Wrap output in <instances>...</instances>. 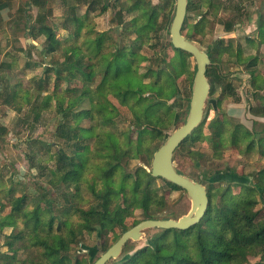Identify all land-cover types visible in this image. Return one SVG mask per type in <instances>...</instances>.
I'll return each mask as SVG.
<instances>
[{
    "label": "trees",
    "instance_id": "trees-1",
    "mask_svg": "<svg viewBox=\"0 0 264 264\" xmlns=\"http://www.w3.org/2000/svg\"><path fill=\"white\" fill-rule=\"evenodd\" d=\"M174 4L175 0L157 5L148 0H25L18 8L21 15L14 26L17 39H44L41 51L30 45L19 48V55L28 56V50H32L53 60L44 67L35 93L31 85L15 78L18 56L5 54L11 60L0 63V107H7L16 115L26 108L29 112L21 122L29 123L33 129L45 114L53 111L54 142H37L31 136L24 141L29 147L38 144L27 156L34 161L35 177L45 182V187L33 182L35 194L22 191L12 196L14 190L5 189L0 177V264H92L94 261L76 252L85 233L101 239L102 243L96 245L104 253L125 231L144 220L174 219L163 214L166 199L162 191L183 190L161 178H153L150 163L149 170L143 166L128 169L130 160L144 157L150 161L152 148L157 150L166 138L164 131L180 118L182 111L184 115L188 111L195 73L192 56L174 49L170 42L155 50L159 34L169 29ZM204 6L213 12L222 8L213 0H188L187 15ZM5 7L0 2V10ZM109 7H119L113 20L121 26L118 36L113 30L96 32L94 24L87 23L88 14L100 15ZM34 8L38 12L32 19L29 14ZM81 8L84 12L79 14ZM54 9L60 12V27L48 24ZM125 16L132 17L126 21ZM206 23L203 15L187 26L185 20L184 36L194 40L197 35H204ZM223 26L225 32H230L236 24L225 22ZM132 34L131 48L121 45V40ZM256 39L257 48L264 46V20L258 22ZM246 42L255 43L252 38ZM145 45L154 49L155 68L150 70L154 81L150 83H145L138 74L139 62L146 59L140 54ZM167 48L173 51L172 58L177 59L175 65L166 61L163 51ZM215 50L219 56L241 55L239 46L234 49L225 40L217 41ZM58 52L61 62L54 59ZM208 57L209 97L219 88L216 100L219 109L221 100L235 96V89L214 64L217 58L210 50ZM246 59L245 71L250 76L253 94L264 96V78L257 70L258 65L264 64V58L256 53ZM33 67L26 62L20 73ZM98 73L100 81L95 85ZM181 75L187 83L182 96L175 85ZM109 96L131 114L124 131L100 130L101 124L114 126V118L119 116ZM233 101L238 102L239 98ZM85 103L88 108H82ZM6 134V127L0 124V138ZM197 142L208 145L211 155L195 149ZM244 144L245 151L256 147L264 157V130L252 131L239 123L232 125L224 112L208 121L205 113L201 124L174 151L184 150L198 168L204 167L208 159H220L228 146L240 150ZM47 156L49 161L45 162ZM216 171L240 178V182H232L239 186V191L232 193L229 183L223 184L225 188L207 187L208 207L197 224L182 231L161 230L147 245L123 260L110 263L246 264L248 257L259 256L257 264H262L264 220L260 219V212L264 209V165L253 174H239L227 167ZM201 176L207 179L205 172ZM83 183L89 200L75 196ZM86 202L87 208L82 207ZM7 206L9 212L4 215ZM135 211L140 212V218L127 225L126 220ZM3 247L5 251L1 250Z\"/></svg>",
    "mask_w": 264,
    "mask_h": 264
},
{
    "label": "rangeland",
    "instance_id": "rangeland-1",
    "mask_svg": "<svg viewBox=\"0 0 264 264\" xmlns=\"http://www.w3.org/2000/svg\"><path fill=\"white\" fill-rule=\"evenodd\" d=\"M25 0H0V2L7 5L6 8L0 10V46L2 50V54L0 56L1 62H9L11 59L5 54H16L18 56L17 61V72L18 80H22L24 84L31 85L33 92L36 93L37 82L40 77L44 76L43 69L46 65L51 64V57H41L36 52L32 50H28V56H20L19 48H26L27 46H40L42 50L44 39L40 38L35 41L27 44L25 42V38L21 37L17 39L14 26L17 22V17L21 15L18 12V8L24 3ZM153 5L162 4L164 0H148ZM202 0H194V2H200ZM216 4H219L222 8L217 12L207 11V7L204 6L202 9L188 14L186 18V26L194 23L199 20V17L203 15L205 20H207L205 26L204 35H197L195 37L194 42H196L200 47L206 49L207 51H211L213 53L214 58H217L215 61V65L220 68L222 73L227 76L228 80L232 83L233 88L235 89V96L227 99H223L220 102V107L217 109L216 100L220 96V90H218L212 95L208 97L206 102L204 115L207 113V120H213L216 118L220 112H224L226 116L229 118L231 124H242L245 128L252 131H261L264 130V96L254 95L252 87L250 86V76L245 71V66L247 60L246 58L254 56L256 53L259 54L260 57L264 58V46L256 47L258 43L256 39L258 22L260 20H264V0H213ZM199 4V3H198ZM119 7L113 9L109 7L108 11L103 14L90 13L87 17V23H92L94 30L97 31H108L113 30L116 36L119 35L121 26H117L114 24L113 20L115 19V13L118 11ZM38 10L36 8L32 9L30 12V16L32 19L36 17ZM84 12V8L79 9V14ZM209 12L204 15V13ZM197 15V16H196ZM132 16H125L124 19L127 21ZM61 16L58 9H54L53 13L49 15L48 24L56 25L60 27L61 24ZM225 22H233L236 26L231 29L230 32H225L223 23ZM169 29L163 30L159 34V41L155 50H160L161 47L168 42H170ZM64 36L65 33L61 32ZM133 34L132 37L123 38L121 41V45L131 48L133 44ZM247 38H252L255 43L247 44ZM219 40L230 41L234 49L238 46L241 50V55L234 57L229 56L226 53L222 55H218L216 52V42ZM153 43V42H152ZM38 50V49H37ZM38 50V51H41ZM219 50V49H218ZM153 52L149 45L143 46L140 51V54L144 55L145 60L139 62V70L138 74L144 78L145 83H150L154 81V75L150 73L152 68H155L153 65ZM166 61L172 65L177 63L176 58H172L173 51L170 48H167L166 51H163ZM20 56V57H19ZM172 58V59H171ZM54 59L61 62L63 59L60 56V52L55 56ZM192 59V64H195ZM26 62H30L33 64V68H29L24 70L23 73H20ZM258 74H260L264 78V64L258 65ZM5 75L8 74L7 71L4 72ZM100 73L97 74L95 78V85L100 81ZM16 80L13 79L12 83H15ZM175 85L177 86L179 95L182 96L184 93V89L187 87V83L185 81V77L181 75L176 78ZM239 98L238 102H234L233 98ZM110 102L119 110V116L114 118V126L112 125H103L101 124L100 130L105 132H114L115 130L121 132L124 131L127 125L129 124V120L131 119V114L127 108L119 105L116 99L112 96L108 97ZM174 100L169 101V105L172 104ZM210 106V109H208ZM82 108H88V104H83ZM1 116H0V124L6 127L7 134L0 138V177L5 185V189L12 188L14 193L12 196H17L23 192L35 194L37 189L34 185V181L38 182V186L45 187V182L43 179H37L35 174L37 170L33 167L31 159L29 156V152L38 147V144H34L33 146H27L24 141L27 140L29 136H31L32 140H36L37 142H54L53 131L55 127L54 122V114L53 111L51 113H47L43 116L42 120L39 124L35 126L33 129L29 123L21 122V119L25 117V115L29 112L26 108L22 111V113L16 115L13 111L3 106L0 107ZM52 110V109H51ZM208 111V112H207ZM182 115L180 118L172 122L169 126V129L164 131L165 137L167 138L175 129L180 127L186 117L184 115V111H182ZM87 125V124H86ZM206 132V127L204 128ZM165 138V140H166ZM164 140V141H165ZM2 141V143H1ZM163 143V142H162ZM159 145V147L162 145ZM158 147V148H159ZM246 144L242 145L240 150L232 147L231 145L221 153L220 159L213 158L208 159L206 165L202 167L196 168L191 159L188 157V154L183 150V152L177 150L174 154V164L178 171L182 174H185L192 179L201 182L206 188L212 186L213 188H217L218 186H222L223 184H230L232 188V193H236L239 191V186L232 184V182H240V178L230 174L229 172H222L216 170H222L224 168H233L239 174H253L260 166L264 165V157L257 151L256 147L253 148V151H245ZM195 149L204 152L208 156L211 155L212 150L206 144L197 142L195 144ZM156 148L153 147L152 151L155 152ZM240 151V152H239ZM153 156V154H152ZM49 157L44 158L45 162L49 161ZM152 160V158H151ZM151 160H146L144 157L130 160L128 164V169L134 170L136 167L143 166L147 170H149V166ZM205 172L207 179H204L201 174ZM158 185H162L160 181L157 182ZM223 185V186H224ZM225 188V186H224ZM163 196L166 199V209L164 211V216L172 217L174 220L185 216L190 208L191 202L184 191H175L168 192L162 191ZM1 195V194H0ZM77 198H83L84 200H89L90 195L86 188V184H82L80 187L79 194L75 195ZM117 201V200H115ZM84 208H87L88 202L82 203L81 205ZM259 205L257 208H260ZM9 212V206H7L3 210V214H7ZM140 218V212L135 211L134 214L126 220V224L130 225L134 220ZM171 219V218H169ZM260 219L264 220V209L260 212ZM74 220V217L72 218ZM9 229H5L6 233H9ZM159 231V229H147L143 232L141 239L136 242H129L126 246H124L121 255L114 260L111 261H120L125 259L134 251L138 250L144 245L150 243L151 238H153ZM1 241V240H0ZM79 246L76 248V252L81 254L84 258H87L89 261H95L102 253L98 250L96 244L102 243L100 238H96L94 234L89 235L87 233L84 234L81 241H79ZM0 242V247H1ZM5 251V247L1 249ZM71 253L74 252L70 250ZM22 254V253H20ZM23 257V256H22ZM260 257H248L246 264H257L259 262ZM109 261L107 264H111ZM264 264L263 262H261Z\"/></svg>",
    "mask_w": 264,
    "mask_h": 264
},
{
    "label": "water",
    "instance_id": "water-1",
    "mask_svg": "<svg viewBox=\"0 0 264 264\" xmlns=\"http://www.w3.org/2000/svg\"><path fill=\"white\" fill-rule=\"evenodd\" d=\"M188 0H175L174 12L169 25L170 43L174 49L181 50L192 56L195 63V73L191 86V97L188 111L183 124L175 129L155 150L152 156L150 173L153 178H161L182 189L191 202L189 212L181 218L144 220L125 231L104 253L92 264H107L117 259L128 242L141 239L147 229L187 230L197 224L204 216L208 207L207 189L191 177L180 173L174 164V153L179 145L201 124L204 109L209 97L210 86L206 78V70L211 62L208 51L196 42L187 39L182 31L187 16ZM30 42V40H27ZM41 50V47H37Z\"/></svg>",
    "mask_w": 264,
    "mask_h": 264
},
{
    "label": "crops",
    "instance_id": "crops-1",
    "mask_svg": "<svg viewBox=\"0 0 264 264\" xmlns=\"http://www.w3.org/2000/svg\"><path fill=\"white\" fill-rule=\"evenodd\" d=\"M5 6L7 7V5H5ZM6 7H5V8H6ZM20 38H21V37H20ZM20 38H18V39H20ZM27 40H30V42H31V39H25V42H26L27 44H30V42H27ZM37 47H38V46H37ZM37 47H36V48H37Z\"/></svg>",
    "mask_w": 264,
    "mask_h": 264
}]
</instances>
